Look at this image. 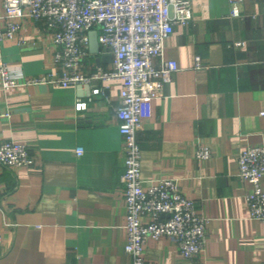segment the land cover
Here are the masks:
<instances>
[{
  "label": "crops",
  "instance_id": "1",
  "mask_svg": "<svg viewBox=\"0 0 264 264\" xmlns=\"http://www.w3.org/2000/svg\"><path fill=\"white\" fill-rule=\"evenodd\" d=\"M191 3L192 19L174 26L153 60L155 68L175 61L178 70L160 96L142 100L136 136L143 188L176 180L207 220L205 244L192 259L166 238L147 240L143 253L147 264H264V223L248 218L251 186L238 177L239 154L264 146V0H242L237 16L228 0ZM19 40L1 43L17 85H0V143L25 145L36 165L0 166V264H132L124 251L121 82L101 84L89 108L76 112L89 87L27 83L54 69L52 47L32 21ZM97 67L111 68L100 46L83 62L87 74ZM203 145L210 157L198 160Z\"/></svg>",
  "mask_w": 264,
  "mask_h": 264
},
{
  "label": "built area",
  "instance_id": "2",
  "mask_svg": "<svg viewBox=\"0 0 264 264\" xmlns=\"http://www.w3.org/2000/svg\"><path fill=\"white\" fill-rule=\"evenodd\" d=\"M242 0H228L231 16H237ZM192 19L191 0H0V49L4 40H19L25 23L32 21L51 43L53 70L27 80L62 88L87 86V99H77L74 111L89 108L91 96L102 92L101 84L121 82L120 105L116 109L118 130L123 138L124 172L120 177L125 203L127 243L124 251L132 264H147L143 250L147 240H173L184 259L198 256L204 249L207 220L188 199L176 180L160 178L144 189L140 178L141 148L137 131L141 126V103L162 94L163 85L178 70L175 61H163L155 68L153 60L162 58L164 42L174 26ZM96 31L97 43L111 54V68L83 71L89 54V32ZM244 42L237 41L236 47ZM196 66L200 58L195 57ZM0 85L5 91L16 87L0 51ZM81 148L75 150L80 156ZM207 146H198L195 157H210ZM36 165L28 148L14 141L0 143V166L31 168ZM238 177L251 186L245 197L250 220L264 223V146L245 148L238 157ZM1 241V237H0Z\"/></svg>",
  "mask_w": 264,
  "mask_h": 264
},
{
  "label": "water",
  "instance_id": "3",
  "mask_svg": "<svg viewBox=\"0 0 264 264\" xmlns=\"http://www.w3.org/2000/svg\"><path fill=\"white\" fill-rule=\"evenodd\" d=\"M98 43L96 38V31L89 32V48L90 50H94L95 52L98 51Z\"/></svg>",
  "mask_w": 264,
  "mask_h": 264
}]
</instances>
